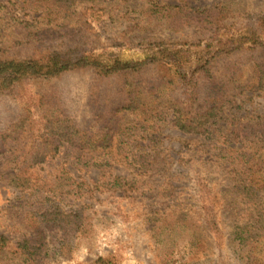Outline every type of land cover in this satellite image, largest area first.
I'll return each mask as SVG.
<instances>
[{"label": "rangeland", "instance_id": "374dc122", "mask_svg": "<svg viewBox=\"0 0 264 264\" xmlns=\"http://www.w3.org/2000/svg\"><path fill=\"white\" fill-rule=\"evenodd\" d=\"M146 1L96 0L74 9L77 14L70 12L67 29L50 34L36 33L53 25L45 24L42 10L22 0H0V59L42 58L75 49L87 39L84 56L106 66L115 59L148 60L155 51L149 43L139 46L143 36L167 42L197 40L198 34L190 37L191 28L172 32L154 25L142 30L147 25L142 13ZM187 1L199 8L221 5L238 13L264 14V0ZM20 21H38L39 26L24 28ZM254 24L264 38L262 25ZM249 60L245 49L232 50L218 56L210 72L221 78L230 63ZM158 68L150 62L144 78L163 73ZM119 87L117 76L101 77L93 68L72 67L48 78L23 80L11 92L0 93V134L21 119L26 123L22 136L7 140V149H0V172L23 168L32 170L34 178L49 180L59 190L44 209L79 211L86 223L76 230L73 225L45 227L41 253L21 256L15 244L41 229L30 215L40 205L35 196L0 180V234L11 240L0 264H95L100 258L110 264H254L248 252L256 251L257 240L262 242L257 252H264V197L255 194L243 175L216 163L218 149L172 127L168 119L146 122L140 111L121 110L113 118L116 134L108 149L93 152L64 144L46 162L16 165L39 150L38 135L47 118L66 115L80 129L114 124L110 112L119 101ZM234 101L239 107L227 105L225 111L237 118L228 124L254 122L256 115L264 114V90L238 93ZM114 177L129 182L119 188ZM208 218L217 222L219 232ZM250 236L254 239L249 244Z\"/></svg>", "mask_w": 264, "mask_h": 264}, {"label": "trees", "instance_id": "16d2710c", "mask_svg": "<svg viewBox=\"0 0 264 264\" xmlns=\"http://www.w3.org/2000/svg\"><path fill=\"white\" fill-rule=\"evenodd\" d=\"M95 1L22 0L30 8L42 10L41 16L46 21L45 24H53L36 33L46 31L50 34L55 29H67L70 25L68 14H77L74 9ZM146 3L142 13L147 25L142 30L154 25L164 26L172 32L191 28L193 34L190 37L198 34L197 40L167 42L157 36H143L139 39V46L149 43L155 51L148 60L134 62L115 59L106 66L91 62L84 56L87 39L75 49L53 51L42 58L0 59V93L11 92L23 80L48 78L72 67H90L101 77L120 78L117 92L119 101L110 112L113 114L111 120L114 124L103 123L97 129L89 125L80 129L66 115L47 118L38 135L41 138L39 150L24 162H16V165L22 167V164L28 162L34 167L46 162L55 157L64 144L93 152L108 149L116 134L117 120L113 118L117 113L121 110L140 111L143 121L164 122L168 119L172 127L184 134L200 136L206 140L207 144L205 142L203 145L219 150L214 157L223 170L240 173L255 194L264 197V114L256 115L254 122L228 124L227 121L237 117L228 116L225 111L227 105L229 108L239 107L234 101V96L238 93L264 90V38L261 37V32H257L254 24H260L264 28V14L238 13L221 5L199 8L190 6L187 0H147ZM19 24L34 30L39 26L38 21H20ZM67 33L65 30V34ZM240 48L249 53L250 60L230 63L225 76L213 77L210 72L212 62L221 54H229ZM193 55L196 57L191 61ZM150 62H155L163 73L157 72L145 79L143 73ZM25 125V121L21 119L1 133L0 149H7V140L15 141L21 137ZM13 171L0 172V180L15 189L25 191L29 196H35L40 205V209L30 212V215L41 229L36 231L37 234L33 235L35 237L24 238L15 244L21 256L37 257L41 253L39 250L43 248V234L47 226L65 229L73 225L76 230L78 225H86L82 222L79 211L64 213L57 209H44V203L51 196L57 195L54 191L59 190V186L56 185L54 189V184L49 180L34 178L32 170L16 168ZM128 182L121 177L113 178V183L118 184L119 188ZM209 223L219 232L214 219L210 218ZM253 239V236L249 237V244ZM243 240L245 238L241 242ZM10 242L6 235L0 234V256L9 248ZM261 244L257 240L254 244L256 251L248 252V257L251 255L254 264H264V252H257ZM95 264H110V260L100 258Z\"/></svg>", "mask_w": 264, "mask_h": 264}]
</instances>
